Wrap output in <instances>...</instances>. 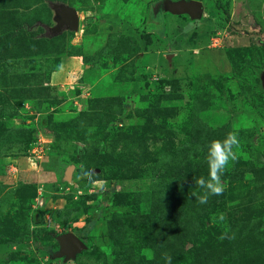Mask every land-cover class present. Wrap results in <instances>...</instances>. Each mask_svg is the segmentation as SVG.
<instances>
[{
	"label": "rangeland",
	"instance_id": "1",
	"mask_svg": "<svg viewBox=\"0 0 264 264\" xmlns=\"http://www.w3.org/2000/svg\"><path fill=\"white\" fill-rule=\"evenodd\" d=\"M52 5L78 29L51 37ZM233 131L224 191L201 204L207 145ZM84 233L85 250L55 257ZM165 253L264 264V0H0V264Z\"/></svg>",
	"mask_w": 264,
	"mask_h": 264
},
{
	"label": "clouds",
	"instance_id": "2",
	"mask_svg": "<svg viewBox=\"0 0 264 264\" xmlns=\"http://www.w3.org/2000/svg\"><path fill=\"white\" fill-rule=\"evenodd\" d=\"M240 148V141L238 134L233 131L229 132L223 140H213L207 145L206 161L208 164V179L199 177L195 179V184L204 190V193L198 197L201 204L208 202L209 196L221 195L224 191V184L222 177L227 170L230 162H235L238 159V150ZM82 178H87L90 183L94 185L104 186V181L94 180L92 174L88 171H82ZM196 196V193H192ZM219 219H225L223 214H220ZM225 238L221 236V239ZM166 264H172V257L164 254Z\"/></svg>",
	"mask_w": 264,
	"mask_h": 264
},
{
	"label": "water",
	"instance_id": "3",
	"mask_svg": "<svg viewBox=\"0 0 264 264\" xmlns=\"http://www.w3.org/2000/svg\"><path fill=\"white\" fill-rule=\"evenodd\" d=\"M52 8L57 14L56 26L53 28H47V31L51 37L59 35L66 29L77 30L79 21L76 11L71 7L52 5ZM169 9L176 14H189L191 17L196 18L201 15L202 6L200 2L179 1L176 3H169ZM70 172L67 175V179L71 177ZM59 251L55 254L56 258H62L64 262L72 260L76 257L77 253L86 249L85 243L77 236L64 234L58 238Z\"/></svg>",
	"mask_w": 264,
	"mask_h": 264
},
{
	"label": "trees",
	"instance_id": "4",
	"mask_svg": "<svg viewBox=\"0 0 264 264\" xmlns=\"http://www.w3.org/2000/svg\"><path fill=\"white\" fill-rule=\"evenodd\" d=\"M91 226L92 225H90L85 231H86V233L90 230V228H91ZM86 239V234L84 233V235H83V237L81 238V240H85Z\"/></svg>",
	"mask_w": 264,
	"mask_h": 264
}]
</instances>
